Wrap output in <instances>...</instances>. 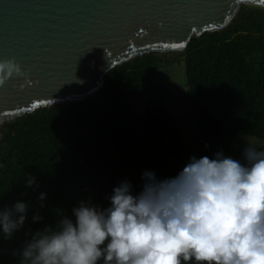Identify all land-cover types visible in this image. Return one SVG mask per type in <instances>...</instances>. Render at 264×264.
Segmentation results:
<instances>
[{"label": "trees", "instance_id": "trees-1", "mask_svg": "<svg viewBox=\"0 0 264 264\" xmlns=\"http://www.w3.org/2000/svg\"><path fill=\"white\" fill-rule=\"evenodd\" d=\"M171 54L183 63L194 122L185 149L162 136L170 113L165 89L152 82L161 57ZM136 95L144 104L140 140L128 102ZM240 136L264 142V9L250 5L222 30L193 37L183 52L145 54L111 69L102 89L85 100L0 125V209L27 205L23 226L10 239L0 233V264H18L14 253L32 233L64 216L75 220L72 210L82 201L107 208L124 181L138 195L146 171L174 178L192 157L217 153L245 163L248 146L237 143Z\"/></svg>", "mask_w": 264, "mask_h": 264}, {"label": "clouds", "instance_id": "clouds-1", "mask_svg": "<svg viewBox=\"0 0 264 264\" xmlns=\"http://www.w3.org/2000/svg\"><path fill=\"white\" fill-rule=\"evenodd\" d=\"M14 76H25L20 64L0 60V87ZM243 155V164L222 153L192 157L165 180L146 171L138 195L124 181L104 209L82 201L75 220L32 233L14 253L18 264H264V150L249 144ZM26 211L23 202L0 209L5 238Z\"/></svg>", "mask_w": 264, "mask_h": 264}, {"label": "water", "instance_id": "water-1", "mask_svg": "<svg viewBox=\"0 0 264 264\" xmlns=\"http://www.w3.org/2000/svg\"><path fill=\"white\" fill-rule=\"evenodd\" d=\"M264 0H0V60L25 76L0 87V125L85 100L113 68L145 54L183 52Z\"/></svg>", "mask_w": 264, "mask_h": 264}, {"label": "rangeland", "instance_id": "rangeland-1", "mask_svg": "<svg viewBox=\"0 0 264 264\" xmlns=\"http://www.w3.org/2000/svg\"><path fill=\"white\" fill-rule=\"evenodd\" d=\"M161 59H164V62L159 68L153 70L152 82L165 89L166 105L170 113L162 136L167 145L185 149L190 142L194 122L188 119L191 114V102L186 86L184 66L182 62H178L180 59L176 54L164 56ZM128 102L133 109L134 120L137 119L135 139L140 140L143 137L140 119L143 118L144 104L137 95L130 97ZM240 137L237 140L240 145L264 146V142L259 139Z\"/></svg>", "mask_w": 264, "mask_h": 264}]
</instances>
